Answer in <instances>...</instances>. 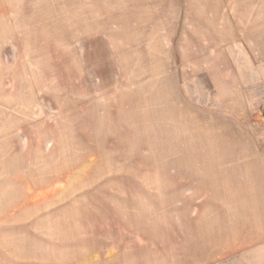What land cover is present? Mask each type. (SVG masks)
Returning <instances> with one entry per match:
<instances>
[{"label":"rangeland","instance_id":"rangeland-1","mask_svg":"<svg viewBox=\"0 0 264 264\" xmlns=\"http://www.w3.org/2000/svg\"><path fill=\"white\" fill-rule=\"evenodd\" d=\"M264 0H0V264H264Z\"/></svg>","mask_w":264,"mask_h":264},{"label":"water","instance_id":"water-1","mask_svg":"<svg viewBox=\"0 0 264 264\" xmlns=\"http://www.w3.org/2000/svg\"><path fill=\"white\" fill-rule=\"evenodd\" d=\"M261 115L264 118V108L261 110Z\"/></svg>","mask_w":264,"mask_h":264}]
</instances>
